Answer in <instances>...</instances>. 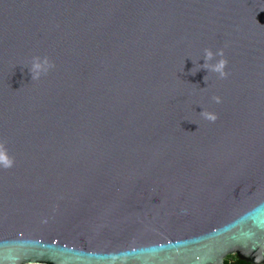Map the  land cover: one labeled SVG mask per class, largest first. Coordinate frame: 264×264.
I'll use <instances>...</instances> for the list:
<instances>
[{
	"label": "water",
	"instance_id": "1",
	"mask_svg": "<svg viewBox=\"0 0 264 264\" xmlns=\"http://www.w3.org/2000/svg\"><path fill=\"white\" fill-rule=\"evenodd\" d=\"M0 142V264H264V0H0Z\"/></svg>",
	"mask_w": 264,
	"mask_h": 264
},
{
	"label": "clouds",
	"instance_id": "2",
	"mask_svg": "<svg viewBox=\"0 0 264 264\" xmlns=\"http://www.w3.org/2000/svg\"><path fill=\"white\" fill-rule=\"evenodd\" d=\"M219 56L220 59L216 60V57ZM203 65L198 67H193L191 69V74L195 75L197 71L201 68L206 69L208 73H216L218 74L220 79H224L228 76V73L225 71L227 66V60L224 58L223 49H219L216 52H213L210 48H205L203 51ZM215 60V63L213 61ZM193 62V61H192ZM197 63V62H195ZM193 62V64L195 65ZM54 67V64L47 58H41L39 56L33 57L31 61V65L29 67V71L31 74V80H38L41 75L47 74L49 69ZM208 75L204 76V81L207 84ZM212 99L216 102H220V98L217 96H213ZM200 115L204 116L206 119L210 121H215L216 116L214 114L207 113L202 110ZM8 149L6 147V142H0V164H2L5 168H10L14 165V158H11L8 154Z\"/></svg>",
	"mask_w": 264,
	"mask_h": 264
},
{
	"label": "trees",
	"instance_id": "3",
	"mask_svg": "<svg viewBox=\"0 0 264 264\" xmlns=\"http://www.w3.org/2000/svg\"><path fill=\"white\" fill-rule=\"evenodd\" d=\"M224 264H250L249 262L240 260L237 256L235 255H228L225 260Z\"/></svg>",
	"mask_w": 264,
	"mask_h": 264
}]
</instances>
